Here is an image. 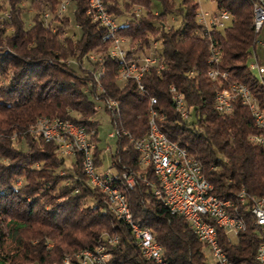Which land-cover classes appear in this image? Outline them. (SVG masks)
Returning <instances> with one entry per match:
<instances>
[{
	"label": "trees",
	"instance_id": "obj_1",
	"mask_svg": "<svg viewBox=\"0 0 264 264\" xmlns=\"http://www.w3.org/2000/svg\"><path fill=\"white\" fill-rule=\"evenodd\" d=\"M61 1L0 0V12L10 11L9 22L0 26V264H59L63 255L103 244L106 235L117 237L107 244L111 264H152L140 254L126 223L106 209L103 195L86 184L79 154H61L52 140L29 134L40 115L66 117L92 130L94 165H100L94 95L116 102L110 108L103 105L110 125L119 131L108 164L112 185L124 194L132 220L150 230L168 264H206L207 251L211 254L182 215L171 213L154 196L144 179L156 180V175L136 162L131 138L146 130L152 96L163 114L161 130L200 162L211 193L229 199L235 210L230 212L244 223L232 241L217 229L226 255L237 264H258L254 252L261 232L249 209L264 190V154L248 140L257 129L246 105L236 99L228 113L213 109L217 84L205 72L212 43L219 51L217 67L244 83L264 108V82L251 73L247 60L256 42V0H213L216 8L229 12L230 20L203 37L192 33L196 0H102L113 17L124 16L116 32L127 40L126 58L149 39H159L157 56L163 67L143 73V91L132 78H118V60L107 55L110 43L101 36L103 28L84 13L83 0H72L71 13L56 17L55 30L42 25V13L53 15ZM24 4L26 11L31 9L27 17ZM133 4L141 6L136 14ZM168 15L178 18L176 26H160ZM90 51L101 53V61L82 59ZM89 81L99 84L100 92ZM170 84L182 96L185 118L173 107ZM121 172L132 174L134 185L127 187Z\"/></svg>",
	"mask_w": 264,
	"mask_h": 264
},
{
	"label": "built area",
	"instance_id": "obj_2",
	"mask_svg": "<svg viewBox=\"0 0 264 264\" xmlns=\"http://www.w3.org/2000/svg\"><path fill=\"white\" fill-rule=\"evenodd\" d=\"M85 2L84 13L89 19L103 28L101 36H105L106 42L111 43V50H106L109 57H115L118 60L116 72L118 78L123 70L131 68L140 69V77L133 79L139 91H143L141 77L150 67L155 72H159L163 63L159 59H154L149 54L150 45H159V39L151 38L146 46L138 53H133L130 58L125 57L127 40L119 35L117 23L114 17L107 11L102 0H83ZM197 1V0H196ZM258 12L256 16L257 33L262 24H264V0H256ZM72 0H62L61 11L63 18L71 13L69 6ZM70 11H69V10ZM141 9L139 4H133L131 11L137 13ZM172 15H168L160 22V26L168 28L169 20H173ZM193 18L197 26L192 29V33L200 37L207 36L210 29H221L229 23L230 14L226 9L214 7L212 10H205L197 6L193 12ZM10 19V11L4 8L0 12V26H5ZM42 25L55 30V16H48L41 20ZM78 27L77 23H73ZM65 33V32H64ZM209 54L206 59L208 67L206 76L216 81V88L213 92L212 107L220 114L228 113L231 109L232 101L238 99L244 105V101H251V110H248L256 133L248 135V140L258 145L264 154V113L258 107L257 100L251 99L249 91L245 90L239 80L228 78L225 70L219 69L216 65L219 51L212 43L208 46ZM253 53V51H252ZM254 55V53H253ZM101 53H84L82 59L86 61H101ZM255 57V55H254ZM73 62V61H72ZM258 75L264 72V64H259L257 59L250 60ZM101 66V65H100ZM92 83V82H88ZM98 92V85H95ZM170 99L175 111L181 117H187L188 111L182 96L176 94V87L172 84L168 86ZM94 98L98 99L96 95ZM107 108L111 105L107 98L100 99ZM153 108L146 109V130L138 137H134L133 147L137 152L136 162L141 166H148L156 173V180L142 179L149 185L154 196L167 209L176 210L177 213H183L189 222L190 229L195 234L197 240L204 246H210L211 257H205L206 264H231L228 256L221 247L218 240L217 229H221L228 240H234L241 228L240 220H229L228 211H235L229 199H221L210 191V184L205 177L199 173V161L187 154L184 147H178L177 142L168 138L162 132L159 121L163 118L162 112L155 107V97L152 96ZM150 112H157V119H150ZM33 138L40 137L43 134H50L52 142L56 145L58 151L64 155H73L78 153L83 173L86 177V184L97 189L102 195L106 204V209L110 210L115 217L121 219L132 231L135 236V245L140 254L149 259L152 264H168L163 260L161 247L154 240L150 230L128 217L120 206V194L115 190L99 185L92 177V171H89V164H94L93 149L91 146V129L89 131L82 128L81 125L71 121L66 117H60L54 124H46V130H39L37 133H29ZM107 136L113 137V131L107 132ZM106 149L109 147L106 146ZM104 172L112 174L109 165ZM114 176V175H113ZM120 177H126L133 184L131 174L121 172ZM157 187H164L167 190V199H159ZM254 216V226L260 230L261 238L255 247L254 259L258 264H264V198H259L258 204H251L249 209ZM103 244H97L92 248H82L83 253L93 254L94 262H84V264H111L109 262L110 252L107 244L116 241V235H106ZM37 264H40L37 262ZM59 264H73V260L61 257Z\"/></svg>",
	"mask_w": 264,
	"mask_h": 264
},
{
	"label": "bare ground",
	"instance_id": "obj_3",
	"mask_svg": "<svg viewBox=\"0 0 264 264\" xmlns=\"http://www.w3.org/2000/svg\"><path fill=\"white\" fill-rule=\"evenodd\" d=\"M61 6H62V1H61V4L54 10V12H53L54 14L53 15H50L49 11H45L44 13H42L43 19H45L48 16V12H49L50 16H55V19H57L56 17H61L63 15V12L61 11ZM257 12H258V4H257V1H256V3H254V6H253V30H254V33H256V35H258L257 34V25H256ZM102 38L104 40H106L105 36H103ZM107 43H110V42H107ZM158 48H159V45H150V47H149V54H150L151 57H154V59H159L158 56H157ZM109 50H111V43H110V49ZM248 67L251 70H253V69L255 70L254 66L251 65L250 61L248 62ZM138 77H140V69L139 68H131L129 70H123L121 72V76L119 77V79H122V80L127 79V78L135 79V78H138ZM92 83L94 84L93 81H92ZM241 84H242V86H243V88L245 90L249 91V93L251 95V99L257 100V98L251 93L250 89L244 83H241ZM94 85H98V92H100L99 91V84H94ZM176 94L178 96H181V94L177 92V89H176ZM107 100H108V98H107ZM108 101H109L111 107L116 105V102L114 100H108ZM150 102H151V104H153L152 97L150 99ZM257 104H258V107H259L260 111L262 113H264V108H262L259 105L258 100H257ZM244 105H246L248 110H251V101H244ZM151 108H153V107H150L149 109H151ZM58 119H59V117L49 118V117H47L45 115H40V116H38L36 118L34 123L31 124L30 129H29L30 133H37L39 130H46V124H54ZM150 119H157V112H150ZM82 128H83V126H82ZM114 129L115 130H112V131H113V136L115 137L118 134L119 131L116 128H114ZM122 132L126 133L124 130ZM91 134H92V130H91ZM42 137L47 139V140H52V136L50 134H43ZM131 140L133 141V144H134V138H131ZM91 146H92V148L95 147V143L93 141H91ZM177 146L181 147L178 144H177ZM143 167H145V166H143ZM89 171H92V177H93L94 181H96L99 185L107 187V188H109L111 190H115V192L117 194H120V206H121V209L125 212V214L128 217H131L132 215H131V212H130V209H129L130 207H128L129 205L127 204V201H126V199L124 197V194L118 189L117 186L112 185V181L114 180V176L112 174L105 173L104 170H103L102 173L101 172L100 173L97 172L96 171V167H95L94 164H89ZM153 173L156 175L155 172H153ZM199 173L201 174V177H204V174L202 173L200 162H199ZM131 179L133 180V175L132 174H131ZM122 182H124V184L127 187H130L132 185V183H130L127 180L126 177H122ZM210 187H211V185H210ZM157 194H158V198L159 199H167V190L164 187H157ZM241 195H243V194L239 193V197L240 198H241ZM259 198H264V190H263V193L258 198H256L254 200L253 204H258ZM230 203L232 204L231 201H230ZM169 210L171 211V213H177L176 210H173V209H169ZM177 214L182 215V217L186 220L185 215L183 213H177ZM228 219L229 220H240V223H241L240 230L244 228L243 221L240 218H238L236 215L231 213L230 211H228ZM188 224H189V222H188ZM131 233H132V235H133V237L135 239V236H134L132 231H131ZM116 239H117V237H116ZM207 247H208V250H209V252L211 254L210 246H207ZM64 259L73 260V264H84V262H94V255L93 254H88V253H83V249H81L79 251L74 252L72 255L64 256ZM163 260L165 262H167V260H165L164 258H163ZM229 261H230L231 264H237V263L233 262L230 258H229ZM33 264H37V263H33Z\"/></svg>",
	"mask_w": 264,
	"mask_h": 264
},
{
	"label": "rangeland",
	"instance_id": "obj_4",
	"mask_svg": "<svg viewBox=\"0 0 264 264\" xmlns=\"http://www.w3.org/2000/svg\"><path fill=\"white\" fill-rule=\"evenodd\" d=\"M197 1H198V7H200L201 9L212 10L215 7L213 0H197ZM26 4H24L25 5V8L23 9L24 11H26V9H27ZM71 8H72V5L69 6V9H71ZM26 12L28 13L26 15V17H27L31 13V9H29ZM123 19H124L123 15H118V16L114 17V20L117 24L121 23L123 21ZM169 22L173 26H176L178 24V18L175 16L173 18V20H171V21L169 20ZM8 31H9V28H8L7 32ZM69 33H70L71 37H74L73 33H71V31H69ZM257 34H258V35H256L257 39H256V42H255L254 47H253V51H254L253 53H254L255 57H254L253 53H250L247 60L250 61L252 59H257L259 64H264V24L261 25ZM63 35H64V32L58 36L59 39L63 38ZM67 60H69L68 57L66 58V61ZM251 73L253 75H256L257 77H259V79L264 82V72H262L260 75H258L256 70L253 69L251 71ZM93 100L95 102V111L92 115V118L97 121L96 129H97V137L99 139L98 146L101 148L100 156L102 157L101 164L99 166H96V171L99 173L100 172L102 173L103 172L102 170L106 166H108V164H109L110 152H112L114 149V141H115V137L114 136L113 137L107 136V132H109L111 130H115V129H114V126L110 125V123H109L108 114H107V112H105V110L103 108V102L100 99H94L93 98ZM71 113L76 114V112H74V111H71ZM38 115H40V114H38ZM91 138L94 141V143L96 144V142H95L96 140L94 139V136H92ZM106 146H108L109 148L106 149L105 148ZM68 160H69V157H65V161L67 162ZM110 169H112V168H110ZM19 182H20V179L17 177L15 179V183L19 184ZM207 257H209L208 251H207Z\"/></svg>",
	"mask_w": 264,
	"mask_h": 264
},
{
	"label": "crops",
	"instance_id": "obj_5",
	"mask_svg": "<svg viewBox=\"0 0 264 264\" xmlns=\"http://www.w3.org/2000/svg\"><path fill=\"white\" fill-rule=\"evenodd\" d=\"M109 160H110V158H109ZM110 162V161H109ZM99 166V165H98ZM103 171V170H102Z\"/></svg>",
	"mask_w": 264,
	"mask_h": 264
}]
</instances>
